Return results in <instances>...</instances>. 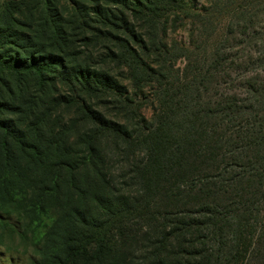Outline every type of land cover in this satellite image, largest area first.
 <instances>
[{"label": "trees", "instance_id": "trees-1", "mask_svg": "<svg viewBox=\"0 0 264 264\" xmlns=\"http://www.w3.org/2000/svg\"><path fill=\"white\" fill-rule=\"evenodd\" d=\"M114 1L140 12L183 3ZM88 2L93 6L76 1L66 16L45 3L32 33L0 17V176L27 172L29 181L37 180L32 193L39 192V204L69 193L88 200L108 223L96 234L98 258L104 254L98 240L110 234L127 248L124 264H264V81L255 75L240 97L213 99L218 66H200L190 81L168 84L158 94L147 121L108 71L77 63L68 51L75 30L126 44L112 34L115 14ZM140 36V50L148 53ZM130 52L134 63L118 65L149 82L146 71L156 73ZM108 56L126 58L113 51ZM259 60L264 68V57ZM108 97L124 123L100 110ZM79 216L101 229L99 220ZM136 247L140 256L132 262ZM72 250L68 257L76 264L83 256Z\"/></svg>", "mask_w": 264, "mask_h": 264}, {"label": "rangeland", "instance_id": "rangeland-1", "mask_svg": "<svg viewBox=\"0 0 264 264\" xmlns=\"http://www.w3.org/2000/svg\"><path fill=\"white\" fill-rule=\"evenodd\" d=\"M76 1L93 6L89 0H0V17L15 19L24 26L19 25L24 33H32L38 29V18L45 3L50 2L57 14L66 16L75 9ZM94 1L115 14L114 22L118 26L111 27L112 34L122 36L126 44H119L113 36L95 39V32L75 30L69 31L72 46L70 50L68 46V51L75 62H89L96 70L108 71L123 88L124 95L131 99V109L142 113L147 121L152 118L153 107L158 108V94L165 93L162 90L168 88V84L178 86L187 79L190 81L193 71L200 66H218L214 75L217 82L208 94L213 99L232 93L240 97L244 92L242 86L249 78L257 76L264 81V68L259 66V59L264 57V0H183L173 6L158 5V9L141 12L114 0ZM137 35H142L140 39L146 43L148 53L140 50ZM130 50H135L139 60L142 58L156 73L154 76L146 71L151 75L149 82L143 78L133 79L136 74L132 67L118 65L134 63ZM111 51L125 53L126 58L112 59L108 56ZM4 81H9L7 76ZM114 102L113 97L102 100L100 110L108 118L124 123V114L116 110V104H110ZM64 115L70 117L69 113ZM127 125L130 126L129 122ZM118 174L115 170L114 175ZM36 182L29 181L27 172L24 177L6 171L0 176V216L3 219L0 222V264H71L68 253L73 252L72 248L79 249L83 256L76 264H124L127 248L110 234L98 240L103 256L95 255L96 234L104 233L108 223H104L88 200L79 201L69 193L70 196L64 195L60 201L52 195L48 204H39V192L32 193L38 189L33 186ZM4 185L6 192L2 193ZM79 212L85 213L87 222L93 218L99 220L101 229L96 232L85 225ZM108 230L111 232V226ZM67 248L70 251L66 252ZM137 255L140 256V252L136 247L132 262Z\"/></svg>", "mask_w": 264, "mask_h": 264}]
</instances>
